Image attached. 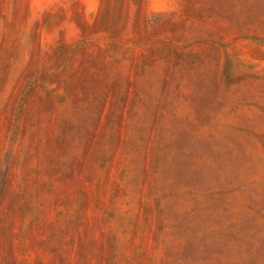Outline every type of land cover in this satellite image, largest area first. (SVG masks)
<instances>
[{"label": "rangeland", "instance_id": "374dc122", "mask_svg": "<svg viewBox=\"0 0 264 264\" xmlns=\"http://www.w3.org/2000/svg\"><path fill=\"white\" fill-rule=\"evenodd\" d=\"M0 264H264V0H0Z\"/></svg>", "mask_w": 264, "mask_h": 264}]
</instances>
